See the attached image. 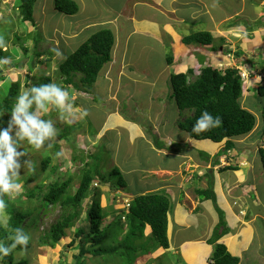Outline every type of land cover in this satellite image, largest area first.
Here are the masks:
<instances>
[{"label": "rangeland", "instance_id": "obj_1", "mask_svg": "<svg viewBox=\"0 0 264 264\" xmlns=\"http://www.w3.org/2000/svg\"><path fill=\"white\" fill-rule=\"evenodd\" d=\"M74 1L78 5V12L74 15H65L56 11L54 7V0H37L36 7L34 6L33 14L35 26H31L28 23H23L21 21V16L18 15V13L15 11L16 9H14L13 4L16 5V0H0V3L2 4V6L0 7V32L7 31L10 33L8 35L9 41H6V48L13 55L8 57L9 61H11V64L9 63V66L5 67L0 64V74L3 77L2 81H4L2 88V81H0V98H2L4 93V84L6 83L7 86L11 81H19L21 83L22 87L20 92H22L25 88L31 87L33 84L38 83V81L43 77V74L49 76L51 74V76L53 77L52 80L54 79V82H62L63 79L59 77L60 74L58 73V69H56V66L60 64L61 60L63 61L72 52L83 45L96 31L105 28V26H107V28L109 29L110 25L108 24L115 16L116 19L113 23V26L116 25L117 29V27L121 26L122 24V17H130L132 13L137 16H145L153 12L146 8V5H153V0H148L147 3L140 4L136 8H132V4L135 1L140 3V0ZM201 1L204 3V9L202 8V6L198 5V2L190 3V8H188V11L185 10V14H182L183 16H186L187 19V26L185 29L187 33H211L216 38L215 44L220 42V40L223 38L220 35H223V39L231 42L229 43V46L228 44L224 46L226 51H231V55H233V51H236L237 54L238 52L244 54L239 50V48L237 50L235 45L241 42H246V44H249L247 41L250 40L258 45V49H264V0ZM110 7L113 8L109 9ZM229 12H233L229 20L233 19L234 16L236 17L232 21L219 22L220 18L222 16H227V13ZM165 15L171 21L170 12L165 13ZM192 18L194 20H192ZM162 21V23H164L166 19L163 18ZM166 23H168V21H166ZM229 24L231 25V28H229ZM248 26L252 27L251 34L247 32L246 29H244L245 32H241L243 31L241 28H248ZM15 32L18 36L24 37L25 39L23 40L24 43L22 44V46L27 50L26 53H22L24 54L23 56H25L24 58L27 60L28 64L25 61L19 62L17 64L15 63V57H18L21 53V50L19 48L20 45L11 47L13 33ZM184 34H186L185 31L181 30V33L178 34V37H182V35ZM234 42H236V44ZM197 46L202 48V46L200 45ZM53 48H59L63 53V56L58 59H56L57 57L55 56L56 60L53 61V65L51 67L49 65V62L47 64H44L48 67V70H44L40 65L37 72H35L36 68L38 67L35 62L38 63L43 60L48 61V58L54 54V52L52 51ZM262 51L263 50L257 51V55L259 57H262ZM137 52L140 54V57L138 61L139 64L136 65V69H138V72L140 73H146L147 78L156 76V73L162 69V63L164 62L166 54H169V56L175 59L173 55V49L171 47L169 48L164 45L158 46L156 43H151L148 48L139 49ZM227 54L225 57L226 62L223 61V64H227L229 61ZM199 55H201V52H199L198 56ZM26 64L27 68L29 69L26 68ZM234 64H236L237 67L243 64H247L249 66L252 65L253 72L257 70V67L255 66V58L250 56L242 58L241 55H236ZM231 65L232 63H230V66ZM214 67H218V64ZM28 70H31V72H29ZM170 73L175 74V69L170 70ZM79 79L80 75H73L72 81L69 82L70 86L67 87L73 95V109H75L76 111L78 107H80L79 114H81V111L87 110L88 115H93L94 117L93 121L87 117L83 119V122L86 124H84L83 127L84 129H86V132L90 134L91 138L89 136H86L87 134L84 133V129H80L81 127H78L79 129H76L75 131L77 141L73 140L71 144H69L70 141L66 139L67 136L64 134L63 129L67 127L68 122L71 124H75L76 118H79L80 116H74L73 113H70L71 119H65V116H61L58 112L56 115L53 114L51 116L49 115V113H51L52 109L49 113L44 114V118L54 120L55 125L58 129V135H62L61 137H64L63 139L65 140V143L69 145H64L62 138H57L56 141L52 142L51 148L45 147L37 151L29 147L28 156L21 158L22 162L24 160L31 159L36 165L34 172L29 171L27 166H25V169H21V182L23 183V185L26 182L23 192L33 189L36 194H38V190L41 193H39V196H37L32 201L25 197H22L19 203L16 204V207L22 209H30L33 212L32 216L28 218L24 224L21 225L22 228H24L31 234L32 239L26 251L20 252L19 250H17V252L13 253L14 264L20 261H23L26 264L75 263L73 257L74 253L77 252H75L76 250L74 249L80 239L77 238L76 240L75 233L82 227H84L85 230L87 229L85 210L90 205V199H85L83 201L81 216L79 217V215H76L77 213H79L77 209L74 211L73 209H62L60 205H46L42 201V196H45L46 186L52 183L62 184L66 182L70 177L72 178V182L69 187V193H74L75 189L78 186L79 176L81 175L82 171L88 168L89 165H93V161H91L90 158L95 157L94 162H96V156L98 157L97 167L98 171L101 173L100 175L109 174L113 168H116V154H120L118 157L122 156L123 153L124 156H130V158H124V160L119 164V166H122L125 172L136 170L137 164L159 163L161 165H165L172 162H178L179 158H176L177 156H155L154 152L147 145L146 142H149L152 138L150 132H152L153 129V126L151 125V123L153 122H156L157 125L166 123L163 132L169 131L170 133L171 131H174L173 134L175 140H172L168 150L176 151L178 148L179 151H183L185 153L192 152L194 151V149L197 150V148L193 147L192 145H179L178 141L180 140V137H184V135L186 134L185 132L180 131L176 126H173L174 120L175 123H178L179 116L177 115H179V112L175 108L173 98L170 97L171 92L169 95H167V98H164L156 93V91L158 90V86L150 90H138L136 91V93L128 92L125 95L117 96L116 98L120 99V101L116 102L117 107H112L113 104L111 103V100L108 96L110 95L111 90L115 91L114 85L116 83H114V81H111L110 79L105 81L103 77H99V80H97L96 82L97 84H100L93 85L91 88L86 90L85 88H83L84 86L79 82ZM75 86L77 90H75ZM166 87H169L168 83L163 82V85L162 82L159 83L160 89L163 90L164 88L166 89ZM96 91L98 93H96ZM251 95L256 98V102L254 103V105H258V101L263 104V107H255L254 109L257 120H260L261 116H259V113L256 110L261 109L260 112H262V115H264V98H259L260 95L258 94V92H251ZM156 96L160 97V99L163 98L162 105L159 104L160 102L155 98ZM116 109L123 116L134 119L150 127L148 129V133H146L147 141H136L135 145L128 148L123 138L117 145V139H115L114 133H104V136L100 135V137L102 136L104 138L103 143H95L97 137L95 138L93 135H95V133H97L98 131L99 122L102 120L105 114L109 113L108 110ZM76 113L77 112H75V114ZM69 135H71V133ZM152 144L157 145L161 148L162 146H166L169 143L161 141L158 137H156ZM116 149L118 150L116 151ZM83 151L84 153L82 154ZM56 153H61V155L57 156ZM175 155L177 154L175 153ZM45 159H49V164L43 171L42 163ZM121 176L125 183V187L122 189L120 186L116 189V186H112L109 182H98V192H100L99 197L101 207L105 209L107 207H113L112 209H107L109 211L112 210V220L107 222H105L104 220L101 225V228L104 229V231L109 236L108 243L111 244L116 243V227L114 228V224L116 223V217H118L119 215V212H117L116 214V205L117 207H121L120 212L125 210L126 203L123 206L119 203L131 202V198L126 194H130L132 190H135L136 186L135 182L131 180V176H133V174L125 173L123 175L121 173ZM142 176L145 175L138 174L137 178L141 181ZM110 178L111 182H116L117 180H119V176ZM148 182L150 184H153L154 180L150 179ZM92 186L94 187V183ZM140 187H142V182H139L136 188L138 189ZM35 188H38V190ZM117 201L119 203H117ZM39 205H41L42 207L37 209ZM72 212V217H75V219L73 221V226L70 228V230L66 231L67 237L59 241V243L55 244L53 247H38L37 239L41 237L42 234L47 231L52 224L60 220L62 217L70 215ZM34 216L37 219L33 220V224L30 221ZM203 220L204 217H199L201 225H203ZM257 221L258 222H256V226H260L262 232V230L264 229V225L259 222V219ZM111 222H113V227L110 226L112 225L110 224ZM206 227L207 226H201L194 231L189 230L187 236H189L191 233L203 232ZM139 232L136 231V235H134L133 238L128 241V247L131 248V250L123 259V264H127L129 260L134 257L135 252L133 250V245H135V248H137V244H139V247L142 249L139 251L137 257L145 255V260L143 261L146 264H156L154 263V260H156V258L150 255H153L154 251L156 249H159V247L155 242L150 228H144L143 233H141L140 236H137V233ZM117 233L119 234L118 238L123 239L124 235L119 232ZM72 241H74L75 244L73 246H70ZM259 243L262 246V258H260V256L257 257V253H254L257 246H259ZM152 246L155 247V250L149 251ZM87 247H85V250L89 248ZM122 251L124 252V249H122ZM251 251L252 252H249L246 257H243L242 264H256L258 261H262L258 264H264V236L260 237L259 240H255L254 244L252 245ZM148 252L150 253V255L148 254ZM165 255L169 254L166 253ZM165 255L162 257L163 264H165V261L169 262ZM111 259L112 258L109 257L108 262H106L104 257H95L90 254H86V260L84 264H111V262H113L111 261ZM140 260L141 259H137L135 264H139ZM157 263L159 264L158 261ZM0 264L2 263L0 262Z\"/></svg>", "mask_w": 264, "mask_h": 264}, {"label": "crops", "instance_id": "obj_2", "mask_svg": "<svg viewBox=\"0 0 264 264\" xmlns=\"http://www.w3.org/2000/svg\"><path fill=\"white\" fill-rule=\"evenodd\" d=\"M147 1L140 0V3L135 1L132 4V8L147 3ZM196 2L203 9L205 8L201 0H153V5H146L148 10L153 11L149 15L137 16L132 13L130 17H122V24L117 29L116 25L113 26L116 16L110 21L108 24L110 25L109 29L112 30L114 35L111 60L102 68V72H99L97 80H99V77H103L105 81L110 79L116 83L114 85L115 88L113 87L115 91L111 90L108 96L113 104L112 107H117L116 102H119L120 99L116 97L119 95H125L128 92L136 93L138 90H150L156 86H158L156 93L167 98V95L171 92L170 97L172 98L170 76L173 74L170 73V70L175 69V74H187L190 72L188 79L191 81L204 67L215 66L225 61L226 54L229 51H226L224 46L227 44L229 46L231 42L223 39V35H220L223 37L220 42L215 44L216 38L210 33L213 36L212 44L209 46L200 45L202 48L198 47L197 44L182 43L184 37L191 35L185 30L187 19L183 15L185 10L188 11V8H190V3ZM112 8L110 7L109 9ZM169 12L171 21L165 15V13ZM232 14L233 12H229L227 16H222L219 22L231 21L229 18ZM163 18L168 23L166 21L162 23ZM192 20L194 19L192 18ZM228 26L231 28L230 24ZM241 29L243 30L241 32H245L244 29H246L247 32L252 33V27L250 26ZM181 30H184L186 34L178 37ZM247 42L249 44H246V42L236 44L234 42L237 50L239 48L245 55L239 52L237 54L236 51L233 52L235 56L241 55L242 58L247 56L255 58L256 75L252 76L248 81L247 89L242 94L239 102L243 108L255 115L256 123L249 134L230 139L234 145L233 148L228 150L227 157H225L227 155L226 152L220 156V162H225V166L214 158L222 150L225 142L196 141L190 139L185 133L184 137H180L179 145H192L197 150L193 148V153H185L179 151L178 148L176 151H171L168 149L172 140H175L174 131L170 133L169 131L163 132L166 123L161 125H157L156 122L151 123L153 126L152 132H150L152 138L148 142L146 133H148L150 127L123 116L117 109L108 110L109 113L105 114L99 122V128L95 134V138L97 137L95 143L98 140L103 143L104 138L100 137V135L114 133L117 145L122 138L128 148L135 145L136 141L144 140L147 141V145L155 156H177L176 158H179L178 162L165 165L159 163L137 164L136 170L125 172L119 164L124 158H130V156H124L123 153L122 156L118 157L120 154H116V168H119L123 175L125 173L133 174L131 180L136 184L135 190H132L130 194H126L127 196L132 199L138 195L163 193L169 198L170 209L167 222L169 246L167 249H163L158 245L160 250H155V247L152 246L149 251L155 250L153 255L148 252L150 256L156 258L154 260L156 264H158L157 261L159 264H163L162 257L166 253L169 254L165 255L169 262L165 261V264H213L210 261L213 255V245L208 244V240L221 218L225 221L228 231L217 243L224 244L230 255L238 259V264H242L243 257L252 252L251 248L255 240H259L260 237L264 236V229L261 232L260 226H256L258 219L264 225V169L258 154L259 148L264 149V130L261 109L256 110L261 116L260 120H257L254 110L255 107H263V104L258 101V105H254L256 98L251 95V92H258L259 88L264 87V49H258V45L251 40ZM151 43H156L158 46L171 47L175 59L166 54L162 69L156 73V76L147 78L146 73H140L136 69L140 57L137 51L148 48ZM212 47H215L216 50H212ZM261 50H263L262 57H259L257 51ZM199 52H201V55L198 56ZM240 66L253 71L252 65L243 64ZM160 82H162V85L163 82L168 83L169 87L163 90L160 89ZM99 84L95 82L94 85ZM96 93L98 92L96 91ZM155 98L162 105L163 98L160 99L158 96ZM259 98H264V96H259ZM75 112L77 113L75 114ZM79 112L80 107L76 111L73 109L71 112L74 116H80L76 118V121L83 122L86 117L93 121V115L84 117ZM178 112V123H175L174 120L173 126L180 130L179 123L183 122L186 117L191 116V112L187 110L181 112L178 110ZM66 118L71 119L70 114H68V117L65 116ZM83 124L85 123L83 122ZM156 137L169 144L161 148L152 144ZM138 174L145 175L142 176L141 181L137 178ZM150 179L154 180L153 184L148 182ZM139 182H142V187L137 189ZM209 183H212L215 194L214 201L202 200L196 194L197 190L208 188ZM120 210L121 207L116 205V214L119 212L120 215ZM199 217H204L203 225L200 224ZM201 226L207 227L203 232H197L199 234L191 233L187 236L189 230L194 231ZM261 247L259 243V246L254 251V253H257V257L260 256V258H262ZM140 250L142 249L137 244L134 263L132 264H135L137 259L142 260H140L139 264H146L143 261L145 260V255L137 257ZM261 262L258 261L256 264Z\"/></svg>", "mask_w": 264, "mask_h": 264}, {"label": "trees", "instance_id": "obj_3", "mask_svg": "<svg viewBox=\"0 0 264 264\" xmlns=\"http://www.w3.org/2000/svg\"><path fill=\"white\" fill-rule=\"evenodd\" d=\"M37 0H16V5L13 4L15 11L21 16V21L25 24L35 26L33 19L34 6L36 7ZM2 4L0 3V7ZM54 7L57 12L65 15H74L78 12V5L74 0H54ZM7 31L0 32V37H3L5 41L4 46H0V59H4L10 56V51L4 50L6 41H9ZM24 37H20L17 33H13V39L11 41V47L18 45L21 52L26 53V48L22 46L24 43ZM213 42V36L208 32H197L186 36L182 39L184 44H197L202 46H209ZM114 46V35L108 28H102L96 31L91 37L57 67L60 78L63 79L62 85H68L72 81L73 75H80L79 82L86 88H90L94 85L99 72L102 68L111 60L112 49ZM216 50L215 47L211 48ZM23 54V53H22ZM24 55V54H23ZM25 62L27 60L24 58ZM28 64V62H27ZM4 65V64H3ZM6 65V64H5ZM8 66V65H7ZM1 70V69H0ZM190 72L187 74H173L170 76V84L172 89V98L174 100L177 110H187L192 113L191 116L186 117L183 122L179 123L180 130L186 132L191 138L196 140H210L214 143H220L223 140L225 145L216 158H220L222 154L233 148L231 138L238 136H244L249 134L255 127V117L249 111L243 109L240 106V98L244 91L240 90V76L237 70L228 68L224 70L215 69L212 67H205L199 71V74L194 77L192 81L189 78ZM3 77L0 74V81ZM2 85L1 88L3 86ZM51 79L48 77H42L40 84L49 83ZM38 84V83H36ZM4 93L0 98V123L6 126L10 117L9 113L16 97L20 94L19 81H11L6 86L4 84ZM258 94L264 96V87L258 89ZM207 110L212 113L213 116H219L222 120V124L218 128H214L210 131H206L200 134L192 132V126L199 118L202 111ZM52 116V111L49 113ZM45 117V116H44ZM262 125L264 130V115L262 116ZM69 128H64V134H68ZM61 130V129H60ZM62 135H58L57 138ZM259 158L264 169V149L259 148ZM205 157H207L205 155ZM94 158H90L93 161V165H89L84 169L79 176L78 186L74 193H69V187L72 182V178H68L66 182L62 184H53L46 186L45 196H42V201L46 205H60L62 209H77L79 213L76 215L81 216L82 203L85 199H90V205L85 210V219L87 220V229L84 227L78 229L75 233V238L79 239V242L74 250V264H84L86 260V254H90L95 257H104L108 262L111 257V264H123V259L127 256L131 250L128 247V241L133 238L135 232L137 236L143 233L144 228L149 227L151 233L155 239V242L163 249L168 248L167 239V222L169 212V198L163 193H149L145 195L135 196L132 202L127 205V215L125 224H121L118 221V225L115 223L116 228V243H108L109 236L101 228V224L112 213L113 207H107L106 209L100 205V192L98 187H93L94 182H109L111 185L125 187V183L118 168H113L109 174H103L98 171V157L94 162ZM49 164V159L43 162L42 170L44 171ZM119 176V180L111 182L110 177ZM31 179V178H30ZM29 179V180H30ZM28 181V180H27ZM26 182L24 183V185ZM99 185V184H98ZM38 190V188H35ZM41 193L38 190V194ZM38 194L33 189L23 192L15 199H8L9 207L6 210L9 220V228H0V240L6 239L10 234L9 229L15 227H21L28 218L32 216V210L22 209L16 207L22 197L29 200H34ZM196 194L202 200H215V194L213 192L212 183H209L208 188L204 190H197ZM7 199V198H6ZM42 207L38 206L37 209ZM109 212V213H108ZM73 212L62 217L60 220L52 224L47 231H45L41 237L37 239V246L40 248L53 247L59 241L63 240L66 236V231L70 230L73 226L75 217H72ZM37 219L32 217L31 221ZM75 223V222H74ZM110 225L113 227V222ZM107 226V225H106ZM105 228V227H104ZM110 228V227H108ZM122 231V229H124ZM228 231L227 226L223 218L220 219L218 225L214 228L212 236L208 240V244L213 245V255L210 261L213 264H238V259L232 257L227 251L226 247L222 243H217L218 240L225 235ZM121 233L124 235L123 239H119L118 236ZM30 244V243H29ZM75 244L71 242L70 246ZM89 248H88V247ZM29 247V245H28ZM27 247V248H28ZM85 247L88 249L85 250ZM124 249V252L122 251ZM134 252L137 248L133 247ZM2 264H14L13 254L4 257L0 260ZM134 263V257L129 260L127 264ZM16 264H26L20 261Z\"/></svg>", "mask_w": 264, "mask_h": 264}, {"label": "clouds", "instance_id": "obj_4", "mask_svg": "<svg viewBox=\"0 0 264 264\" xmlns=\"http://www.w3.org/2000/svg\"><path fill=\"white\" fill-rule=\"evenodd\" d=\"M232 20L233 19H231V21ZM4 45H5V41L3 37H0V46H4ZM4 50L8 51L6 46ZM52 51L54 52V54L48 58V61L43 60L38 63L35 62V64L38 66V67L36 66L37 68L35 67L36 70L32 66L35 72H37L40 65L41 67H43L44 70H48V67L44 64H47L49 62L50 63L49 65L51 67L53 65L54 60L63 56V53L60 51L59 48H53ZM230 52L231 51H229L227 54L229 60L227 64L218 63V67H214V66H206V67H212L220 70H224L228 68L230 69L233 68L237 70L240 76V86H241L240 90L245 92L247 89L246 85L248 81L252 76L256 75V73L253 72L251 69H246L240 65L237 67V65L234 64L235 62L234 52L233 55H231ZM11 55L12 54H10V56ZM55 56L57 57L56 59ZM23 61H24L23 54L21 52L18 57H15V63L17 64ZM61 62L63 61L61 60ZM9 63L11 64V61H9L8 58L0 59V64L2 65L4 64L3 66L5 67L7 66V64L9 66ZM230 63H232L231 66ZM219 65H222V67H219ZM58 66L59 65L56 66V69ZM26 68H27V64H26ZM29 72H31V70ZM243 72L247 74V78L245 79L241 77V73ZM43 77L50 78L51 82L40 84V80H39L38 84H33L31 87H27L22 92H20V94L16 97L10 112H8L10 117H8L9 120L6 123V126H4L3 123H0V228H5V229L9 228L10 218L7 217L6 214V210L9 207L8 199H15L16 197L20 196L24 191V185L20 179L21 169L22 168L25 169V166H27L29 171L34 172L36 168L35 163L31 159L24 160L22 162L21 158L28 156L29 147L37 151L45 147L51 148L52 142L56 141L57 139L58 129L55 125L54 120L44 118V114L49 113L50 110L52 109L53 111L52 115L53 114L56 115L58 112L61 116H67L73 111L74 108V104L72 102L73 95L72 92L67 87L70 85L68 84L63 86L61 81L60 83L54 82L53 81L54 79L52 80L53 77L51 76V74L50 76L43 74ZM21 87L22 85L20 83V91H21ZM75 90H77L76 86H75ZM3 115H0V117H3ZM81 115L87 116L88 115L87 110H83ZM253 116L255 117L254 114ZM255 122H256V117H255ZM82 124L83 122L81 121H75V124H71L69 122L67 123L69 132L68 134H66L67 136L66 139L70 141L69 144H71L73 140L77 141V138L75 136V131L76 129H79L78 127H81L80 129H84L83 127L84 124L83 125ZM221 124H222V120L219 116H213L212 113H210L207 110H204L201 112L199 118L195 121L194 125L192 126V132L196 134H200L206 131H210L214 128H218L221 126ZM84 130H85L84 133L87 134L86 136H89L91 138L90 134L86 132V129ZM70 133L71 135H69ZM93 136L95 137V135ZM188 137L190 139H193L189 135ZM62 140L65 145L66 144L65 140L64 139ZM225 141L226 140H223L222 142ZM69 144L66 145L68 146ZM83 153L84 151L82 152V154ZM226 154L227 155L225 157L228 156V151H226ZM56 155L59 156L61 155V153H56ZM216 156L214 157L215 159H217ZM217 161L220 164L223 163L224 166L226 164L225 162L222 161L220 162V158H218ZM42 167H43V163H42ZM94 185L98 187L97 182H94ZM125 203L127 202H121V204L123 205ZM126 219H127L126 215L116 217V224L118 225L117 223L118 221H120L121 224H125ZM111 220H112L111 213H109V216L105 218V222ZM115 227L118 228L117 226ZM123 230H125V228L122 229V231ZM9 231L10 234L6 237V239L0 240V259L12 255L14 252H17V250H19L20 252L26 251L32 239L31 234L22 227L11 228L9 229Z\"/></svg>", "mask_w": 264, "mask_h": 264}, {"label": "bare ground", "instance_id": "obj_5", "mask_svg": "<svg viewBox=\"0 0 264 264\" xmlns=\"http://www.w3.org/2000/svg\"><path fill=\"white\" fill-rule=\"evenodd\" d=\"M8 58V57H7ZM97 80V79H96ZM192 80H193V78H192ZM191 80V81H192ZM96 82V81H95ZM95 84V83H94ZM83 88H85L86 90H88L89 88H86V87H83ZM53 184H55V183H52V184H50V185H53ZM93 185V184H92ZM94 187H96L95 185H94ZM134 198H132L130 201L132 202V200H133ZM118 202V201H117ZM130 202H127L126 203V205H125V210H123V211H121L120 212V215H118V217H120V216H122V215H127V205L129 204ZM102 225V224H101ZM104 228V227H103ZM157 244V243H156ZM158 245V244H157Z\"/></svg>", "mask_w": 264, "mask_h": 264}, {"label": "built area", "instance_id": "obj_6", "mask_svg": "<svg viewBox=\"0 0 264 264\" xmlns=\"http://www.w3.org/2000/svg\"><path fill=\"white\" fill-rule=\"evenodd\" d=\"M219 67H222V65H219ZM241 77L243 79L247 78V74L245 72L241 73Z\"/></svg>", "mask_w": 264, "mask_h": 264}]
</instances>
